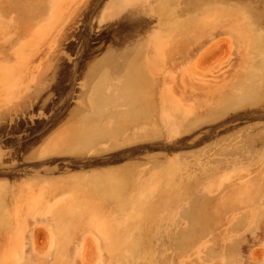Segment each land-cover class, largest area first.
Masks as SVG:
<instances>
[{"label": "rangeland", "instance_id": "obj_1", "mask_svg": "<svg viewBox=\"0 0 264 264\" xmlns=\"http://www.w3.org/2000/svg\"><path fill=\"white\" fill-rule=\"evenodd\" d=\"M0 264H264V0H0Z\"/></svg>", "mask_w": 264, "mask_h": 264}, {"label": "crops", "instance_id": "obj_2", "mask_svg": "<svg viewBox=\"0 0 264 264\" xmlns=\"http://www.w3.org/2000/svg\"><path fill=\"white\" fill-rule=\"evenodd\" d=\"M60 175H61V174H53V175H52V174H50V173H47V174H46L47 177H44V178H46V179H47V178L52 179V180H53V186H54V189H56L57 186H58V185H57V182H58V181H61V180H60L61 178H58V177H60ZM67 175H72V176H70V177H73V174H67ZM70 179H71V178H70ZM72 179H73V178H72ZM107 180H108V179H107Z\"/></svg>", "mask_w": 264, "mask_h": 264}]
</instances>
